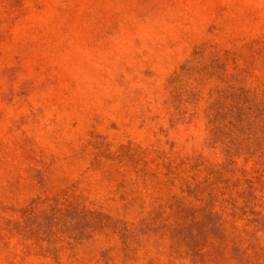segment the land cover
<instances>
[{"label": "rangeland", "instance_id": "374dc122", "mask_svg": "<svg viewBox=\"0 0 264 264\" xmlns=\"http://www.w3.org/2000/svg\"><path fill=\"white\" fill-rule=\"evenodd\" d=\"M263 101L264 0H0V264H264Z\"/></svg>", "mask_w": 264, "mask_h": 264}, {"label": "trees", "instance_id": "16d2710c", "mask_svg": "<svg viewBox=\"0 0 264 264\" xmlns=\"http://www.w3.org/2000/svg\"><path fill=\"white\" fill-rule=\"evenodd\" d=\"M264 102V101H263ZM263 106V108H264V104L262 105ZM263 113H261V114H253V116H252V122H255V120L257 119V120H262L263 119V116H261ZM243 121V120H242ZM242 121H241V123H242ZM231 148H229L228 150H227V154L228 155H232V151L230 150ZM258 149H261V150H258ZM257 150H252V152H254V153H259L260 154V156H262L263 154H264V149L263 148H258ZM248 186H247V191H248V194H252V191L254 190V187H253V183H252V180H249L248 182Z\"/></svg>", "mask_w": 264, "mask_h": 264}]
</instances>
